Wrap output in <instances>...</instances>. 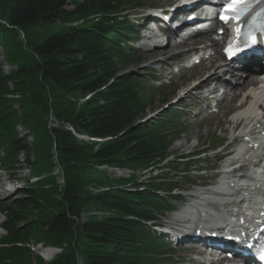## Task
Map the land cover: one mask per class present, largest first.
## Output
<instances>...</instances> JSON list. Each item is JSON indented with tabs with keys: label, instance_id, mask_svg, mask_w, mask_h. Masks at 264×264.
I'll use <instances>...</instances> for the list:
<instances>
[{
	"label": "trees",
	"instance_id": "trees-1",
	"mask_svg": "<svg viewBox=\"0 0 264 264\" xmlns=\"http://www.w3.org/2000/svg\"><path fill=\"white\" fill-rule=\"evenodd\" d=\"M132 4L133 0H0V43L6 60L15 67L5 74L0 65V149L7 153L8 168H17L24 155L36 173H49L37 187L21 190L18 199L3 207L9 231L3 242L9 247L0 251V264H43L26 245L46 237L56 246L60 244L56 239L71 240L74 235L82 248L50 264H78L76 253L84 264H170L162 259V241L142 224L154 220L162 203L156 193L167 190V185L141 184L136 173L165 158L180 132L173 125L177 120L173 112L141 123L156 107L154 97L163 104L174 92L148 95L137 75L126 73L136 55L122 46L130 33L129 23L119 22L114 14ZM70 5L73 10H67ZM76 22L82 26H64L37 44L31 42L39 25ZM20 32L26 45L18 38ZM87 95L92 96L79 106L78 99ZM49 113L60 125L110 140L96 150L95 145L79 143L62 127L50 128ZM18 124L35 138L32 146L17 134ZM53 150L64 173L60 192L51 176ZM95 164L135 174L129 180H106L111 190L91 197L82 191L88 183L84 173ZM129 183L134 190L125 186ZM89 204L110 216L78 224L76 219ZM49 209L56 213L46 215Z\"/></svg>",
	"mask_w": 264,
	"mask_h": 264
},
{
	"label": "rangeland",
	"instance_id": "rangeland-1",
	"mask_svg": "<svg viewBox=\"0 0 264 264\" xmlns=\"http://www.w3.org/2000/svg\"><path fill=\"white\" fill-rule=\"evenodd\" d=\"M169 1L170 0H152L153 3H158L160 6L167 4ZM73 9H74L73 5H70L67 8V10H73ZM61 29H62V25H60V24L49 25V26L48 25H39V26H37V27H35L33 29V35L34 36H31V39H32L31 42L33 43V45L37 44L40 41H42L43 39H45V38H47V37L59 32ZM18 38L20 39V41L24 45H26L25 44L26 37H25V35L23 33L22 34L19 33V37ZM146 45H147V43H144L143 44V48H145L147 51H149V49L146 48ZM195 49H198V48H195ZM164 50L155 49L154 51H149L148 53H146V56H145L146 59L145 60H143V59L140 60V62L135 64V66H132L131 68H129V70L126 73H134V74L138 75L139 77H142L144 74L150 73L151 70L157 71L156 72V77L159 79V81H162V82H168L169 81V83L171 85H173L172 88L173 87H178V91H179L178 95H180L181 91L183 89L186 90L193 83H195L197 80H200L203 77V75H204L203 73L206 72V70H203L200 67H196V68L193 67L194 68L193 70L196 71L195 72L196 74L190 73V72H184L183 73L182 72L183 71L182 66L180 67L181 64H179V59H182L181 57L175 58L172 61H169L168 65L171 67V69H169L168 66H165V67L159 66V65H163L165 63L157 64V65H154V67H153L151 65L152 62H154L157 57L160 58V56H159V54H157L156 56H151V54L157 53V52H160V51H164ZM168 52H169L168 54H170V51H168ZM165 53L167 55V52H165ZM189 54L190 53L187 52V54H182V55H189ZM161 55H162V53H161ZM1 57L2 58H0V65H1V67L3 69L2 72L7 74L9 71H11L14 68L11 65L8 64L9 62L6 60L5 57H3V54L1 55ZM166 57H168V55ZM162 60H169V59H162ZM173 64H176L179 67L180 73L178 75H175V80H170L172 78V74L174 72ZM147 66H148V68H147ZM204 68L205 69L208 68L206 66V63L204 64ZM211 71H210L208 77L210 76ZM220 73H222V71L218 72V76H217L218 81L217 82L223 84L221 79H219V76H221ZM201 74H203V75L197 77V75H201ZM208 77L204 78L201 81V83L203 81H205V79H207ZM245 80H247V79H245ZM200 84H198V85H200ZM198 85H195V87L198 86ZM9 86L11 87V85H9ZM203 86H206V85H203ZM224 86H230L232 88H237V82H236L235 85H232V86L229 85V84H226ZM187 90L189 92L191 89H187ZM187 90H186V92H187ZM223 90H224V88H223ZM220 95H221V93L219 95H217V97L218 96L220 97ZM188 99H192V95L184 98L183 101L185 102ZM160 102H161L160 101V97H156V107L154 109L150 110L149 113H148L149 116L151 115L152 118H155V117H158L159 115H161V114L156 115L154 113V111L156 109H159V108L162 107L163 104H160ZM17 106L19 107V105H17ZM174 107L176 108L177 106L175 105ZM237 107L235 108V111H236ZM233 110L234 109H230L231 112ZM225 111L226 110L224 108V110H222V112L220 113V116H223V113ZM194 113L195 114L199 113V110H196ZM49 114H50V116H49V126H50V128L51 127H56V128H61L62 127L63 128V125H60L58 123V121L56 120V118L54 116H52V113H49ZM234 114H235V112H234ZM202 117H198L197 119L194 120L192 118V116L191 117L188 116V120L185 119L186 121H181L180 122V125L185 129V132L173 144V146L171 147L170 151H171L172 155L188 154L192 150H194L197 145L202 146L204 144H211V143L212 144H217V143L221 142V139H222V137L224 135V132L222 130H224L226 128V126L228 124H230L229 121L223 120L219 116L214 117L212 115H209L208 119L205 118V117H203V118ZM232 123H233V120H232ZM234 129H235V125L233 123V130ZM16 131L18 133L22 132L23 134L24 133L26 134V132L24 131V129L21 126H18ZM27 133H29L28 136L31 135L30 131L27 132ZM30 137L32 139V140L30 139L31 143L34 144L35 143V138L32 135ZM52 156H53V154H52ZM35 159H36L35 154L32 152L31 161L35 162ZM214 161L215 160L213 158L210 159V164L208 165V167H210L214 163ZM19 162H20L19 167L16 169V172H14L13 181L9 182L10 186L8 187V191L10 193H8V194H11V195L6 196V193H2L1 194V196H0V208L4 207L6 205H10L13 201L18 199L19 198V192L18 191H20L22 189L24 190L27 187L35 188L37 186L33 185L32 183L37 181V179L46 178L47 176H49V173H45V172H42V173L34 172V174H32L31 171L29 170L31 167H29V168L27 167V158L24 157V155H22L20 157ZM52 162L54 163L53 159H52ZM199 166L205 167L206 165H199ZM177 168L184 169L183 166H179ZM84 174L86 175V179H87L86 181H88V183H86V185H85L86 187L83 188L82 191H83L84 195L89 196L90 195V191H91V186H93V188H92L93 190L97 188L94 185V184H96V181H97L96 179L100 178L101 176L105 178L106 175L105 174H101V176H100V174H97V173L95 174V171L93 170V166H91L89 168V170H87ZM160 174H161V172H160ZM51 175H54V176L57 177L56 183H57V185L59 187V190H60V186H61L60 179L63 178V174H62V172L60 170V167L58 165L55 166V163H54V169H53ZM192 175L193 174H190V176H192ZM6 176L8 178V175H6ZM140 176L141 175H139L138 178L139 179L141 178L140 180L144 181V180L148 179L149 174H142L143 177H140ZM111 178H113V179L117 178V180H120V179L128 180V178H130V177H129L128 172H125V173L121 174L118 171H114V173H112V175H111ZM8 180L9 179H2V185L6 184V182L8 183ZM16 189H17V191H15ZM55 197L57 199V198H59V195H55ZM54 213H56L55 209L54 210L49 209V211H48V213L46 215L54 214ZM105 217H109V216L101 208H99L98 206L89 204V205H87V207H85L83 209L82 214H81V218H80L81 220H80L79 224H81V222H86V221H89L91 219H99L100 220V219H103ZM2 222H5V218H4V216L0 215V223H2ZM77 238H79V237L74 235L73 239H71V240H62L61 239L60 241H58L56 239L57 243L60 242V244L56 245V247H59V250L55 251L56 255H59V252L61 254H68L72 250H75V251L80 250L82 248L81 247L82 243L80 242L81 240L76 241ZM44 240H45V243H46L47 246H54V245L51 244L52 240L48 241V239L46 237H45ZM38 242H42V241H38ZM36 250H37V246H35L33 248V251L35 252L34 254L38 255V254L42 253L43 254V259H44V261L46 263H49V262H51L54 259V257L51 258L50 260L46 259L45 258V254H44V251H45L44 249L37 250V251ZM182 257H183V254L181 253V251H177L174 254V258L173 259L175 260L176 264H179L180 261L182 260ZM76 258H77V263L78 264H81V263L84 264L83 257L79 253H76ZM177 258H178V260L176 261Z\"/></svg>",
	"mask_w": 264,
	"mask_h": 264
},
{
	"label": "bare ground",
	"instance_id": "bare-ground-1",
	"mask_svg": "<svg viewBox=\"0 0 264 264\" xmlns=\"http://www.w3.org/2000/svg\"><path fill=\"white\" fill-rule=\"evenodd\" d=\"M209 31H206L202 34L207 35ZM209 38L202 36L201 34H197V36H190L187 39H185L183 41V43L180 45L181 48V53L182 54H187L188 53H194L195 56L197 55H202L205 56L207 55V53H203L204 51H206L208 49L207 46H204L203 48H199L200 45H204L206 44L209 40ZM170 43H168L166 46H162V47H158V48H153L150 49L148 48V46L146 45V48L149 49V51H154L155 49H161L164 51H160L157 53H153L151 54V56H156L157 54H161L162 55H166L165 52H167V54L169 53L168 51H170L171 49H167V47H170ZM198 48V49H195ZM211 50L214 52V55L211 56L208 61H209V66L207 69L204 68V64L207 63V60L201 58V62L200 65L197 67L202 68L203 70L206 71H211L210 76L205 79V81H203L200 85L196 86V88L198 89H202L203 85H210L212 83L215 84V87L212 89V94L213 96H216V94H220L223 93L222 95H220L221 101L223 102V100H225V103H228L229 101H236L238 99L240 100H249V95H247L248 93V89L250 86H257L260 84V81L257 77L248 75L247 80H245L244 78H239V80L237 81V88H232L230 86H224L226 85V82L223 81V78H226V76H231L233 78L237 77V75L234 73V71L232 70V68L230 67L229 64H227L222 55L221 52L219 51V43L217 42H212L211 45ZM167 49V50H166ZM168 60H162L159 57H157L155 59L154 62H152V66L157 65V64H163L166 63ZM196 68V67H194ZM193 68V69H194ZM222 71V75L219 76V79H221L222 83L221 84L218 81V72ZM247 88V89H246ZM195 89V88H194ZM246 89V90H245ZM195 90H190L188 92H186V94H190L191 92H193ZM245 94V96L243 95ZM260 101L259 99L256 100H251L246 101V103H244V101H242L241 105H239L235 111V114L233 115V123L235 125V128L237 130H241L238 131L239 134H244L243 137H252L254 136V133H252V131H254L255 129H257V127L259 126V124H261V126H264V114L258 109V105H259ZM32 140V139H31ZM30 140V141H31ZM260 145V149L251 153L250 157V162H256V161H260L261 163L264 162V143H258ZM248 161L243 160L240 162H237L236 164L233 165L234 168H237L239 165H246ZM227 168H230L227 167ZM225 168V169H227ZM59 170V169H58ZM248 173L251 172V169L248 168ZM61 174V173H60ZM118 174V173H117ZM122 174V173H121ZM252 176H254V174L251 172L250 173ZM125 177V176H124ZM257 178V177H256ZM240 180L237 179V177H232V183L234 185H237V183H239ZM2 182V181H1ZM262 183L260 182V179L257 178L254 182L250 183V188L245 192V194H248L250 199L248 201L247 204V208H250L251 212L253 214H251L249 216V220L252 219L253 215H254V211L257 209H261L262 207H264V201L261 199L264 196V192L261 189ZM6 184L0 186V190L1 189H5ZM7 191V190H6ZM8 192V191H7ZM11 194H8L7 196H9ZM249 213V212H248ZM227 217L222 216L221 218L218 219H209V223L211 224L212 228H217L218 226H220L222 224V222H228V220L226 219ZM180 224L182 222H179ZM56 253V252H55ZM54 252H47V257L48 258H52V256L55 255Z\"/></svg>",
	"mask_w": 264,
	"mask_h": 264
},
{
	"label": "snow or ice",
	"instance_id": "snow-or-ice-1",
	"mask_svg": "<svg viewBox=\"0 0 264 264\" xmlns=\"http://www.w3.org/2000/svg\"><path fill=\"white\" fill-rule=\"evenodd\" d=\"M254 3V0H230V2L225 5L224 12L221 14V19L227 23L229 20L235 21L237 24L240 23L243 16L247 14ZM237 31H240V28H237ZM255 42V41H253ZM233 53L229 51V55ZM248 247H251L249 245ZM259 258L264 260V252H261Z\"/></svg>",
	"mask_w": 264,
	"mask_h": 264
}]
</instances>
